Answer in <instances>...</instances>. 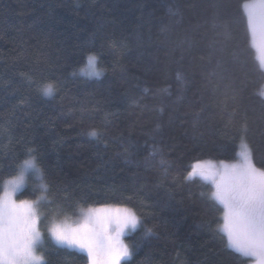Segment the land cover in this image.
Listing matches in <instances>:
<instances>
[{"label": "trees", "instance_id": "obj_1", "mask_svg": "<svg viewBox=\"0 0 264 264\" xmlns=\"http://www.w3.org/2000/svg\"><path fill=\"white\" fill-rule=\"evenodd\" d=\"M250 1L0 0V195L35 156L48 189L29 179L18 200L51 201L39 205L46 264H88L49 237L53 217L109 207L141 221L123 264L251 263L227 247L212 186L184 179L196 163L238 161L243 142L264 170ZM90 55L99 78L81 75Z\"/></svg>", "mask_w": 264, "mask_h": 264}, {"label": "snow or ice", "instance_id": "obj_2", "mask_svg": "<svg viewBox=\"0 0 264 264\" xmlns=\"http://www.w3.org/2000/svg\"><path fill=\"white\" fill-rule=\"evenodd\" d=\"M244 9L252 35L255 37L259 31L261 40H264V0L246 3ZM261 66L264 67V60H261ZM81 74L88 77L102 75L95 56L88 57ZM181 78L178 72L177 79ZM40 91L50 97L54 86L46 84ZM258 95L264 98V86ZM89 135L97 137L98 133L93 130ZM239 157L234 164L224 161L218 165L212 161L196 163L184 179L191 181L199 177L210 183L213 189L210 198L223 205L221 230L227 237V247L243 257L254 258L256 264H264V170L256 167L246 144H241ZM23 166L26 170H35L42 181L39 187L47 191L48 185L43 182L35 156L25 159ZM8 183L0 195V264H46L44 255L37 254V247L43 239L38 224L45 214L36 212L32 204H51V201L42 192L35 202L24 199L17 203L10 199ZM25 207L28 214L22 215L21 210ZM81 213L82 220L75 227L57 223L53 217L48 231L58 244L78 247L86 252L88 264H122L132 256L133 249L123 242L122 237L140 225L135 212L126 207H109L82 209ZM148 232L151 233V229Z\"/></svg>", "mask_w": 264, "mask_h": 264}, {"label": "rangeland", "instance_id": "obj_3", "mask_svg": "<svg viewBox=\"0 0 264 264\" xmlns=\"http://www.w3.org/2000/svg\"><path fill=\"white\" fill-rule=\"evenodd\" d=\"M252 2H254V0H252V1H250L249 3H252ZM251 34H252V32H251ZM252 43H253V46L255 47V49H256V51H258V53H259V58H260V60H264V40H261V38H260V34H259V31L257 32V34H256V36L254 37L253 35H252ZM261 63V62H260ZM264 68V67H263ZM82 75V74H81ZM83 76H85V75H83ZM85 77H88V76H85ZM88 78H90V79H93V78H99V77H88ZM242 144H246L245 142H243ZM247 145V144H246ZM248 147V146H247ZM240 159V157L238 158V160ZM205 162V161H204ZM214 164H219L218 162H214V161H212ZM238 161H235V162H232V163H228V164H234V163H237ZM199 163H203V162H199ZM37 164V163H36ZM22 167V166H21ZM198 179H200L199 177H197ZM29 179H32L33 181H35L36 182V185H37V189L38 190H40L41 191V188L39 187V185L41 184V179H37L36 178V175L35 174H32V173H30V174H28L27 176H26V184H25V186H24V188H23V190L22 191H20L17 195H15L14 196V199L17 201V202H19V200H18V195L20 194V193H22L27 187H28V185H29ZM200 180H202V179H200ZM203 181V180H202ZM203 182H205V183H207V184H209L210 185V183L209 182H207V181H203ZM218 203V202H217ZM219 204V203H218ZM222 208H223V205H221V204H219ZM82 220V216L80 215L79 217H77V219H75L74 220V222H67V221H60V222H57V223H61V222H63V223H65V224H67V225H69V226H72V227H75L76 226V224L78 223V222H80ZM224 223V222H223ZM223 226V225H222ZM38 227H39V229H40V231H41V233H42V237H43V239H42V242L38 245V247H37V252L38 253H41L40 252V248L42 247V245L44 244V240H45V237H44V231L42 230V228H41V223L39 222V224H38ZM49 227V226H48ZM221 229H222V227H221ZM136 230V229H135ZM135 230H132V231H129V232H127L123 237H122V239H123V242L127 245V243L125 242V240H124V237L126 236V235H128V234H131V233H133ZM221 232L223 233V231L221 230ZM47 234L49 235V237L53 240V241H55L52 237H51V235H50V233H49V231H48V229H47ZM224 235H225V233H223ZM226 236V235H225ZM227 238V237H226ZM56 242V241H55ZM57 243V242H56ZM58 244V243H57ZM59 245H62V246H67V247H69L68 245H66V244H59ZM70 248H74V246L73 247H70ZM234 251V250H233ZM87 254V253H86ZM239 254V253H238ZM244 258H246V257H244ZM129 259V258H128ZM247 259H249V260H251V263L250 264H256V262H255V259L254 258H247ZM125 261H122V264L124 263Z\"/></svg>", "mask_w": 264, "mask_h": 264}, {"label": "clouds", "instance_id": "obj_4", "mask_svg": "<svg viewBox=\"0 0 264 264\" xmlns=\"http://www.w3.org/2000/svg\"><path fill=\"white\" fill-rule=\"evenodd\" d=\"M38 166V165H37ZM39 167V166H38ZM35 174L36 175V178L39 180L40 177L37 175V173L35 172V170H26L22 164V167L18 173V175H16L14 178H11L8 180V185H7V188H8V192L11 194L10 195V199L13 200V201H16L14 199V196L17 195L20 191L23 190L25 184H26V176L28 174ZM4 191V190H3ZM24 200V199H23ZM29 200V199H27ZM37 200V198L35 200H30V201H33L35 202ZM17 202V201H16ZM19 203V202H17ZM32 208L35 209L36 212H39V205L38 204H35L33 203L32 204ZM21 214L22 215H26L28 214V209L27 207H25L24 209L21 210ZM22 254V253H21ZM39 255V253H37Z\"/></svg>", "mask_w": 264, "mask_h": 264}, {"label": "crops", "instance_id": "obj_5", "mask_svg": "<svg viewBox=\"0 0 264 264\" xmlns=\"http://www.w3.org/2000/svg\"><path fill=\"white\" fill-rule=\"evenodd\" d=\"M260 57V56H259ZM260 59V58H259ZM260 62H261V60H260ZM264 69V68H263Z\"/></svg>", "mask_w": 264, "mask_h": 264}]
</instances>
